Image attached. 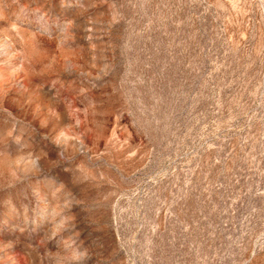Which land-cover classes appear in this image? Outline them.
Here are the masks:
<instances>
[{
    "label": "rangeland",
    "instance_id": "rangeland-1",
    "mask_svg": "<svg viewBox=\"0 0 264 264\" xmlns=\"http://www.w3.org/2000/svg\"><path fill=\"white\" fill-rule=\"evenodd\" d=\"M68 240L264 264V0H0V264Z\"/></svg>",
    "mask_w": 264,
    "mask_h": 264
},
{
    "label": "clouds",
    "instance_id": "clouds-1",
    "mask_svg": "<svg viewBox=\"0 0 264 264\" xmlns=\"http://www.w3.org/2000/svg\"><path fill=\"white\" fill-rule=\"evenodd\" d=\"M72 23L73 21L71 18H68L66 21H64V28L67 29ZM63 211L64 205L57 204L52 207V236H55L58 232L62 231L68 224L70 217L61 215ZM57 217H59V219H57ZM64 248L68 253L67 258L72 262V264H83L88 256L87 249L76 245L72 240L65 241Z\"/></svg>",
    "mask_w": 264,
    "mask_h": 264
}]
</instances>
